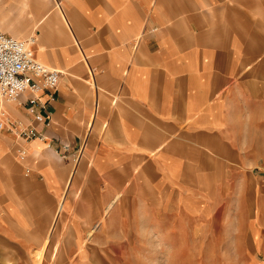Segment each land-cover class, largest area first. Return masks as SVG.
Listing matches in <instances>:
<instances>
[{
    "label": "crops",
    "instance_id": "1",
    "mask_svg": "<svg viewBox=\"0 0 264 264\" xmlns=\"http://www.w3.org/2000/svg\"><path fill=\"white\" fill-rule=\"evenodd\" d=\"M260 1L0 0V32L61 73L52 99L0 104L40 136L0 131V264L52 263L64 241L80 264L99 219L104 240L124 234L128 201L154 235L201 249L244 208L250 258L264 256Z\"/></svg>",
    "mask_w": 264,
    "mask_h": 264
},
{
    "label": "rangeland",
    "instance_id": "2",
    "mask_svg": "<svg viewBox=\"0 0 264 264\" xmlns=\"http://www.w3.org/2000/svg\"><path fill=\"white\" fill-rule=\"evenodd\" d=\"M257 11L258 17H264V1H260ZM115 203L116 201L111 202L106 212H109ZM123 208L128 210L127 213L130 215L117 219L119 222L124 221V227L126 226L124 234L117 239L104 240L102 229L100 230L103 220L99 219L91 237L86 236L84 239V245L88 247L90 239L93 238L91 247L95 248L81 250L80 264H264L262 253L258 255L257 261L250 258L252 247L246 233L247 211L244 208H241V215L244 217L241 218V224H233L234 227L232 225L234 220L228 217L231 212H225V233L224 236L222 235L224 241L219 239V242L214 241L202 249L194 248L195 244L187 241L184 234L181 238L154 235L152 229L156 220L150 212H145L144 217L140 216L138 203L128 201L123 204ZM162 220L169 221L168 218L163 217ZM183 221H185L184 216L176 218L178 225ZM234 229L240 232L235 241L231 233L235 231ZM62 245L65 247V252L63 251L59 256H55V252L52 257L48 258L51 260H46L52 261L48 264H58V262L59 264H74L72 250H68L70 244L64 241ZM39 258V261H42V256Z\"/></svg>",
    "mask_w": 264,
    "mask_h": 264
},
{
    "label": "built area",
    "instance_id": "3",
    "mask_svg": "<svg viewBox=\"0 0 264 264\" xmlns=\"http://www.w3.org/2000/svg\"><path fill=\"white\" fill-rule=\"evenodd\" d=\"M30 46L28 41L16 40L0 32V104L2 101L17 102L25 92L37 93L41 89H45L52 99V91L61 73L38 62ZM36 102V97L29 101L31 107ZM34 120L48 125V121L39 113H34ZM0 131L13 132L22 141L40 137L33 128L25 127L21 122L9 121L3 111L0 112ZM17 152L21 154L22 150L17 149Z\"/></svg>",
    "mask_w": 264,
    "mask_h": 264
}]
</instances>
